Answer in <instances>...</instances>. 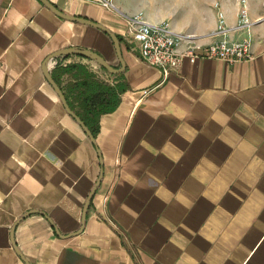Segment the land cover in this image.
I'll return each instance as SVG.
<instances>
[{
  "label": "crops",
  "instance_id": "obj_1",
  "mask_svg": "<svg viewBox=\"0 0 264 264\" xmlns=\"http://www.w3.org/2000/svg\"><path fill=\"white\" fill-rule=\"evenodd\" d=\"M46 1L114 33L125 65L114 75L87 58L58 57L46 63L51 77L56 65L79 64L127 89L100 117V166L42 65L78 48L119 69L112 41L38 0H0V264H25L11 229L30 211L45 216L24 217L13 233L28 264H264V0H246L251 26L226 35L248 40L253 61H185L166 76L135 54L119 15L93 0ZM112 3L126 15L142 12L149 23L166 21L196 44L214 41L211 7L178 20L155 12L151 0ZM220 9L233 28L238 0L221 1Z\"/></svg>",
  "mask_w": 264,
  "mask_h": 264
},
{
  "label": "built area",
  "instance_id": "obj_2",
  "mask_svg": "<svg viewBox=\"0 0 264 264\" xmlns=\"http://www.w3.org/2000/svg\"><path fill=\"white\" fill-rule=\"evenodd\" d=\"M102 8L121 17L126 26V35L132 50L139 59L149 66L158 69L163 76L169 72H179L186 61L193 65L198 60L221 61L228 65L247 63L254 60L248 40L231 42L226 35L231 30L248 29L252 22L247 16L246 0L240 4L239 19L233 28L224 22V13L215 3L218 25L212 33L214 41L206 46L195 43V36L174 32L166 21L149 23L142 12L133 15L121 13L112 0H93ZM146 94V91L143 92Z\"/></svg>",
  "mask_w": 264,
  "mask_h": 264
},
{
  "label": "trees",
  "instance_id": "obj_3",
  "mask_svg": "<svg viewBox=\"0 0 264 264\" xmlns=\"http://www.w3.org/2000/svg\"><path fill=\"white\" fill-rule=\"evenodd\" d=\"M64 75H69L70 78L62 87L61 79ZM52 76L55 83L61 87L69 108L79 117L94 138L99 131L100 117L116 109L119 96L127 89L124 82L110 85L79 64L65 67L56 65L52 70Z\"/></svg>",
  "mask_w": 264,
  "mask_h": 264
},
{
  "label": "water",
  "instance_id": "obj_4",
  "mask_svg": "<svg viewBox=\"0 0 264 264\" xmlns=\"http://www.w3.org/2000/svg\"><path fill=\"white\" fill-rule=\"evenodd\" d=\"M38 1H40L45 7H47L50 11H52L55 15H57V16L63 18V19L70 20V21H75V22L82 23V24H86V25H89V26H92V27H94L96 29L101 30L106 35H108V37L112 41L116 57H117L118 62L120 64V68L119 69H114L113 67L108 65L105 62V60L101 56H99L98 54H96V53H94L92 51H89V50L78 49V48H67V49L60 50V51H58L56 53H53V54L49 55L45 59L43 65H42V72H43V75H44L46 81L49 83V85L52 87L53 91L58 96V98H59L64 110L66 111L67 115H69L77 123V125L81 128L83 133L86 135V137L89 139V141L91 142V144L95 148L96 153H97L98 158H99L100 166H102L101 154H100V151L96 147V143H95L94 137L92 136V134L90 133L88 128L84 125V123L79 119V117L69 108V106H68V104L66 102V99H65V97H64V95H63V93H62V91L60 89V87L55 83V81L51 77L50 73L47 71L46 63L49 60H52V59H55V58H58V57H68V56L74 55V56H79V57H82V58H87V59H90V60L96 62L102 69H104L105 71H107L110 74H114V75L120 74V73L123 72L125 65H124V62H123V59H122V55H121L119 40H118L117 36L114 33H112L107 28L103 27L102 25H99L97 23H94V22L89 21V20L84 19V18L64 15L63 13L58 11L48 1H46V0H38ZM101 178H102V170L100 171L98 179H97L92 191L90 192L89 196L87 197V199H86V201H85V203L83 205V209H82V213H81V227L76 233H74L75 235L80 234L82 232V230H83L88 208L90 206L92 197H93L97 187L100 184ZM32 213H39L42 216H45L43 213H40V212H37V211H30V212L24 214L19 220L23 219L24 217L29 216ZM46 219L51 224V226L53 227L55 234L59 238H64V236L60 235L59 232L55 229V227L52 225L51 221L48 218H46ZM19 220L16 221V223H14V225H13V227L11 229L12 245H13L16 253L18 254V256L21 258V260L25 264H28V262L21 256V254L16 249V246H15V243H14V239H13V233H14L16 224L19 222Z\"/></svg>",
  "mask_w": 264,
  "mask_h": 264
},
{
  "label": "rangeland",
  "instance_id": "obj_5",
  "mask_svg": "<svg viewBox=\"0 0 264 264\" xmlns=\"http://www.w3.org/2000/svg\"><path fill=\"white\" fill-rule=\"evenodd\" d=\"M221 1L229 0H151L155 12L159 11L164 14L171 12L178 20H191L197 11L210 7L214 9L215 3L220 5Z\"/></svg>",
  "mask_w": 264,
  "mask_h": 264
}]
</instances>
